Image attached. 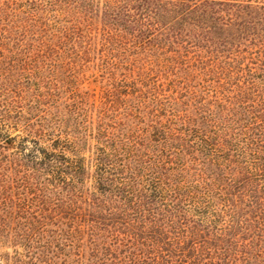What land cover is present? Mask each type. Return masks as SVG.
Here are the masks:
<instances>
[{"label":"trees","instance_id":"trees-1","mask_svg":"<svg viewBox=\"0 0 264 264\" xmlns=\"http://www.w3.org/2000/svg\"><path fill=\"white\" fill-rule=\"evenodd\" d=\"M3 1L0 21L20 13L41 20L43 6ZM69 1L101 16L107 39L148 54L149 64L190 56V71L214 99L197 125L190 121L194 179L159 149L167 136L107 143L111 133L100 129L86 156L85 137L69 131L27 124L21 140L6 133L7 108L1 263L264 264V2ZM8 246L13 252L2 251Z\"/></svg>","mask_w":264,"mask_h":264},{"label":"rangeland","instance_id":"rangeland-1","mask_svg":"<svg viewBox=\"0 0 264 264\" xmlns=\"http://www.w3.org/2000/svg\"><path fill=\"white\" fill-rule=\"evenodd\" d=\"M17 2L23 10L36 3L43 12L41 20L20 13V18L0 21V118L7 108L14 111L4 131L18 140L25 138L27 124L52 135L69 131L85 137L86 156L98 145L100 129L111 133L101 140L107 143L158 133L169 137L159 149L171 161L185 162L187 178L193 180L190 121L197 125L214 99L190 71V56L179 63L154 56L149 64L148 54L107 39L101 16L85 7L69 0Z\"/></svg>","mask_w":264,"mask_h":264}]
</instances>
